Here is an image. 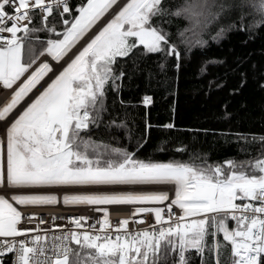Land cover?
Masks as SVG:
<instances>
[{
  "label": "snow or ice",
  "instance_id": "1",
  "mask_svg": "<svg viewBox=\"0 0 264 264\" xmlns=\"http://www.w3.org/2000/svg\"><path fill=\"white\" fill-rule=\"evenodd\" d=\"M165 18L182 21L176 39ZM258 27L264 0H0V264H189L193 252L264 264V135L228 133L254 151L218 162L141 159L145 137L131 151L92 138L125 126L109 96L128 106L129 62L179 68L181 44ZM57 206L98 216L33 210Z\"/></svg>",
  "mask_w": 264,
  "mask_h": 264
},
{
  "label": "trees",
  "instance_id": "2",
  "mask_svg": "<svg viewBox=\"0 0 264 264\" xmlns=\"http://www.w3.org/2000/svg\"><path fill=\"white\" fill-rule=\"evenodd\" d=\"M179 2L166 0L172 5ZM162 27L176 39L182 21L169 23L165 18ZM205 40L206 46L186 54L180 45L179 68L174 57L161 67L157 54L129 62L120 97L128 106L117 102L113 107L116 98L109 96L111 118L117 124L123 120L125 126H101L92 138L131 151L145 137L138 158L159 161L188 160L190 154H198L218 162L244 159L242 148L254 151V146L227 134H248L249 141L251 134L264 135V27L230 30L218 41L209 36ZM145 95L152 97L146 107L141 102ZM109 119L105 117L106 122ZM168 123L176 127H162ZM180 145L185 146L184 153L174 150ZM161 147L165 150L160 151ZM189 264H200L194 252Z\"/></svg>",
  "mask_w": 264,
  "mask_h": 264
},
{
  "label": "built area",
  "instance_id": "3",
  "mask_svg": "<svg viewBox=\"0 0 264 264\" xmlns=\"http://www.w3.org/2000/svg\"><path fill=\"white\" fill-rule=\"evenodd\" d=\"M34 211H37V212H41L44 214V216L47 218L48 216L52 215V214H61L60 211H65V215H73V214H84V215H88V216H98L97 213H94L92 211H88V210H85V209H79V210H73L71 208H65L63 206H57V207H45V208H37V209H33ZM59 211V212H58ZM110 214H111V218L112 220L115 222L118 215L119 216H123L125 215L126 213H115V212H111V209H110ZM6 260L9 259V257H5Z\"/></svg>",
  "mask_w": 264,
  "mask_h": 264
},
{
  "label": "bare ground",
  "instance_id": "4",
  "mask_svg": "<svg viewBox=\"0 0 264 264\" xmlns=\"http://www.w3.org/2000/svg\"><path fill=\"white\" fill-rule=\"evenodd\" d=\"M58 212H59V211H58ZM60 213H61V214H64V213H65V211H60Z\"/></svg>",
  "mask_w": 264,
  "mask_h": 264
}]
</instances>
